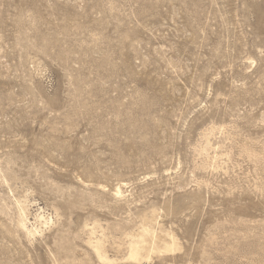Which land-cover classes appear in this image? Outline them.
<instances>
[{
  "label": "rangeland",
  "instance_id": "obj_1",
  "mask_svg": "<svg viewBox=\"0 0 264 264\" xmlns=\"http://www.w3.org/2000/svg\"><path fill=\"white\" fill-rule=\"evenodd\" d=\"M0 264H264V0H0Z\"/></svg>",
  "mask_w": 264,
  "mask_h": 264
},
{
  "label": "bare ground",
  "instance_id": "obj_2",
  "mask_svg": "<svg viewBox=\"0 0 264 264\" xmlns=\"http://www.w3.org/2000/svg\"><path fill=\"white\" fill-rule=\"evenodd\" d=\"M119 193H120L119 190H117V194H119ZM20 226L23 229L26 230L27 234L33 235V233L31 231H29V230L26 229L25 222H24V216L22 217V219L20 221ZM34 233H36V232H34ZM142 233H143L142 236H145L148 232L145 229H143L142 230ZM142 242L143 241L141 239L140 241L134 242V243H132V244L129 245V248H128V257H129V259L137 261L140 258L141 251H142V249H141V243ZM165 249L166 250H171L172 247L171 246L170 247H165ZM94 250H95V253H96L97 257L100 260H102L103 262L109 263V261L107 260V258H105V257L102 256L100 246L96 245L94 247Z\"/></svg>",
  "mask_w": 264,
  "mask_h": 264
}]
</instances>
